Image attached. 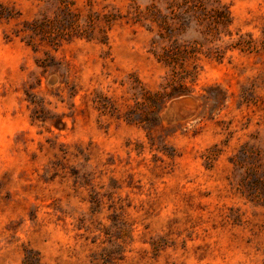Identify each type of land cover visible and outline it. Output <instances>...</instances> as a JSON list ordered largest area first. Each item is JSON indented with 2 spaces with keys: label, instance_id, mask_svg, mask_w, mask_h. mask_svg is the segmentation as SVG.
Segmentation results:
<instances>
[{
  "label": "rangeland",
  "instance_id": "1",
  "mask_svg": "<svg viewBox=\"0 0 264 264\" xmlns=\"http://www.w3.org/2000/svg\"><path fill=\"white\" fill-rule=\"evenodd\" d=\"M200 1L231 35H175L188 93L153 115L147 16L183 0H0V264H264V0Z\"/></svg>",
  "mask_w": 264,
  "mask_h": 264
},
{
  "label": "trees",
  "instance_id": "2",
  "mask_svg": "<svg viewBox=\"0 0 264 264\" xmlns=\"http://www.w3.org/2000/svg\"><path fill=\"white\" fill-rule=\"evenodd\" d=\"M62 10L63 20L54 19L49 23L37 25L34 22V26L29 29L32 31L42 30V32H50L53 35H57L58 31H63L64 28L72 29V31L78 30V18L73 13L69 12L68 8L64 7ZM178 11L171 10L170 15H162L159 12L150 11L147 16L151 23H155L158 27V39L161 42H166L168 45L162 47V53L157 55L158 59L163 61L165 65L170 66L171 69L176 70L175 75L171 78L169 83L162 85L160 91L154 93L142 94V102L136 100L137 104H144L147 106L153 115L158 114L161 110L162 104L172 96L185 95L188 93V88L185 85L186 76L179 74L178 68L181 66V60L189 53L186 49H182V46L177 42L175 35L184 33L191 24L200 27L199 33L202 39L212 43L215 38L218 39L221 31L220 28L225 29V35H231L227 28L231 23L229 12L224 6L217 5L214 8L206 9L203 7V3L191 2V0H183V3L177 6ZM66 24H64V23ZM33 25V24H31ZM86 39L90 40L91 36L86 35ZM158 41H153L156 44ZM200 44V42H197ZM195 47V46H194ZM137 99V98H136ZM203 104L207 102L209 97L201 96ZM215 100V98H214ZM216 153V152H214ZM210 154L215 155V154ZM212 157V156H211ZM249 189L252 191L258 190L264 193V176H258L254 173L253 182L249 184ZM22 264H40L39 260L33 255L24 257Z\"/></svg>",
  "mask_w": 264,
  "mask_h": 264
},
{
  "label": "water",
  "instance_id": "3",
  "mask_svg": "<svg viewBox=\"0 0 264 264\" xmlns=\"http://www.w3.org/2000/svg\"><path fill=\"white\" fill-rule=\"evenodd\" d=\"M186 99L185 97H181V98H177V99H174L172 102H170V106H175V105H178L180 103H182V101Z\"/></svg>",
  "mask_w": 264,
  "mask_h": 264
}]
</instances>
